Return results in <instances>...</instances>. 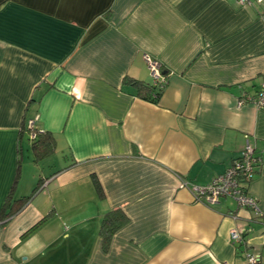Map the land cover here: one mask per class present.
<instances>
[{
  "label": "crops",
  "instance_id": "1",
  "mask_svg": "<svg viewBox=\"0 0 264 264\" xmlns=\"http://www.w3.org/2000/svg\"><path fill=\"white\" fill-rule=\"evenodd\" d=\"M146 56L166 76L158 103L128 81L153 82ZM262 84L264 0H0V214L12 188L40 186L0 220V264H264V108L238 101ZM247 140L259 215L193 189ZM113 208L127 220L104 251Z\"/></svg>",
  "mask_w": 264,
  "mask_h": 264
},
{
  "label": "built area",
  "instance_id": "2",
  "mask_svg": "<svg viewBox=\"0 0 264 264\" xmlns=\"http://www.w3.org/2000/svg\"><path fill=\"white\" fill-rule=\"evenodd\" d=\"M239 4H251L252 2H260L261 0H237ZM150 70L153 84L165 86L166 76L161 72L158 61L145 57ZM239 104L245 102L252 103L257 108H264V84L260 90L253 95H243L238 99ZM32 122H29V126ZM33 137V135H32ZM260 163V158H254V148L247 140L242 151L226 171L220 175L215 176L212 180L203 187H193L196 191L197 197L204 198L209 203L218 201L221 197L235 198L242 207L250 208L259 215V207L255 198L247 192V185L252 180L255 174V164ZM230 239L235 243L242 242V232L236 228L229 233ZM245 264H260L259 258L256 254L246 252L244 255Z\"/></svg>",
  "mask_w": 264,
  "mask_h": 264
},
{
  "label": "trees",
  "instance_id": "3",
  "mask_svg": "<svg viewBox=\"0 0 264 264\" xmlns=\"http://www.w3.org/2000/svg\"><path fill=\"white\" fill-rule=\"evenodd\" d=\"M162 70V68H160ZM163 72V70H162ZM166 74V72H164ZM130 84L136 87L137 95L142 98L143 100H146L148 102L152 103H158L162 92L165 88V86H160L153 84V82H146L142 80H138L135 78H130L128 80ZM32 131L33 137L31 140V145L34 151H41V147L45 146V149H49L52 151L55 146V139L53 135L47 131V130H38L34 127L33 122L32 125H27V122H22L20 126V136L24 132L30 133ZM30 136V135H28ZM254 158L259 159L260 156L254 151ZM261 162V159H260ZM260 165V163H256L255 166V173L257 172V168ZM253 178V177H252ZM94 185L95 188L100 196H102V190L100 188V185L98 184L97 180L94 179ZM40 186H35L33 190L30 192L29 195L23 196L19 199L13 198V188L10 190L4 205L2 207V211L0 214V220L5 223L6 219L14 214L16 210H18L23 203H27L37 192ZM127 220L126 215L123 213V211L120 208H113L108 210L102 217L100 226H99V235L101 237L102 242V249L106 251L108 249L110 240L113 236V234L116 232L118 228H120ZM2 223V224H3Z\"/></svg>",
  "mask_w": 264,
  "mask_h": 264
},
{
  "label": "rangeland",
  "instance_id": "4",
  "mask_svg": "<svg viewBox=\"0 0 264 264\" xmlns=\"http://www.w3.org/2000/svg\"><path fill=\"white\" fill-rule=\"evenodd\" d=\"M25 143H26V141H25Z\"/></svg>",
  "mask_w": 264,
  "mask_h": 264
}]
</instances>
